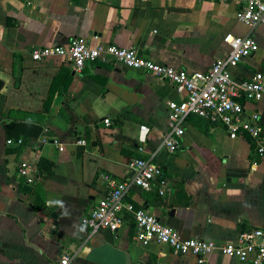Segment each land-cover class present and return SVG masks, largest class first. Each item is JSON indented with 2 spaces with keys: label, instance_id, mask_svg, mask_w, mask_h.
<instances>
[{
  "label": "crops",
  "instance_id": "0c3cea01",
  "mask_svg": "<svg viewBox=\"0 0 264 264\" xmlns=\"http://www.w3.org/2000/svg\"><path fill=\"white\" fill-rule=\"evenodd\" d=\"M235 12L234 3L218 0H0V264H59L61 255L69 264H198L164 244L140 246L132 221L91 235L81 222L107 190L104 175L126 179L132 159L153 153L166 192L133 187L126 202L184 238L222 244L264 228V158L249 138L232 139L210 124L203 132L188 120L170 154L161 147L167 102L182 95L167 81L112 60L87 62L77 73L64 58L30 55L84 37L206 71L228 54L226 33H247ZM253 35L256 52L230 69L237 79L264 68V25ZM244 107L259 112L264 130V99ZM141 126L148 127L144 142ZM9 134L21 144H8ZM46 135L59 144H41ZM21 161L31 165L33 182L18 173ZM207 264L241 262L217 250Z\"/></svg>",
  "mask_w": 264,
  "mask_h": 264
},
{
  "label": "built area",
  "instance_id": "2783aa9c",
  "mask_svg": "<svg viewBox=\"0 0 264 264\" xmlns=\"http://www.w3.org/2000/svg\"><path fill=\"white\" fill-rule=\"evenodd\" d=\"M231 2L236 6L235 17L247 27L244 36L226 33L223 42L229 52L217 58L206 71H187L151 60L134 48L113 44H90L84 37H75L64 46H43L31 50V58L40 62L49 57H60L72 64L80 73L87 62L115 61L126 68L142 70L167 81L177 93L180 101H168L167 130L162 136L161 147L170 154L175 153L185 134L188 118L192 115L206 120L210 125L223 128L232 139L239 136L249 138L255 153L264 158V130L258 111L249 112L245 102L264 99V68L255 71L247 79H237L230 69L242 59L251 56L258 49L254 38L257 27L264 25V0H218ZM110 124L109 118L103 120ZM148 127L139 128V140L144 142ZM21 140H7L8 144H21ZM41 144L58 145L57 137L43 136ZM84 145L85 141H77ZM149 158H135L129 163L131 176L118 179L104 175L107 190L100 197L81 222L89 229V234L107 229L118 232L128 221L135 227V237L139 245L147 247L151 243L168 246L179 255H192L198 264H207V257L214 251H221L236 258L241 264H264V228L245 229L233 241L218 244L215 241L184 238L175 229L161 222L155 215L142 207L126 202L125 196L133 187L150 191L153 188L162 196L167 189V179L160 165ZM32 167L21 161L18 173L27 183L33 182ZM71 257L61 255L59 264H69Z\"/></svg>",
  "mask_w": 264,
  "mask_h": 264
},
{
  "label": "trees",
  "instance_id": "16d2710c",
  "mask_svg": "<svg viewBox=\"0 0 264 264\" xmlns=\"http://www.w3.org/2000/svg\"><path fill=\"white\" fill-rule=\"evenodd\" d=\"M18 82H19V78H15V85H17L18 84ZM188 120H190L191 122H193L199 129H201L203 132H207V128H208V122L206 121V120H204V119H202V118H200V117H197V116H194V115H192V116H190L189 118H188ZM22 127H24V125H21ZM19 129H21L20 130V132H22L23 130H22V128H19ZM14 136H16V137H12L10 134L8 135V137H7V140H18L19 139V134H17V135H14Z\"/></svg>",
  "mask_w": 264,
  "mask_h": 264
},
{
  "label": "water",
  "instance_id": "95a60500",
  "mask_svg": "<svg viewBox=\"0 0 264 264\" xmlns=\"http://www.w3.org/2000/svg\"><path fill=\"white\" fill-rule=\"evenodd\" d=\"M4 82L0 79V89L2 88Z\"/></svg>",
  "mask_w": 264,
  "mask_h": 264
}]
</instances>
